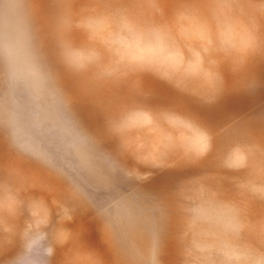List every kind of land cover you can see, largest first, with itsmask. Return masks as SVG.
Wrapping results in <instances>:
<instances>
[{
  "label": "clouds",
  "instance_id": "1",
  "mask_svg": "<svg viewBox=\"0 0 264 264\" xmlns=\"http://www.w3.org/2000/svg\"><path fill=\"white\" fill-rule=\"evenodd\" d=\"M55 0L51 34L64 70L77 82L82 95L109 94L105 129L118 142L119 154L131 165H120L130 181L151 175L141 169H160L183 160L196 162L212 150L214 134L197 119L173 109H153L140 101H115L121 90L147 98L145 75L177 91L213 104L227 90V75L244 87L255 86V65L264 60V0ZM17 12L27 13L17 6ZM83 39L76 43L72 34ZM24 92L37 104H50L54 119L29 124L21 116L17 95ZM46 125H50L46 127ZM0 128L21 154L68 181L70 199L89 201L84 189L71 179L63 158L40 146L29 145L46 132L57 133L64 156L84 164L93 158L94 138L69 115V102L48 66L34 31L19 17L0 19ZM221 167L242 171L234 178L235 195L228 197L218 178L203 175L177 185L172 197L180 214L181 264H264V138L252 133L234 143L221 157ZM40 183L21 169L0 178V250L19 234L23 252L9 264H51L54 248L44 247L42 227L49 222L43 198H25ZM27 207L31 221L18 233L14 222ZM61 223L71 220L62 207ZM101 232L114 264H158L155 254L135 243L133 212L122 201L98 212ZM71 233L60 227L54 243L63 246ZM65 264H105L94 249L80 247Z\"/></svg>",
  "mask_w": 264,
  "mask_h": 264
},
{
  "label": "rangeland",
  "instance_id": "2",
  "mask_svg": "<svg viewBox=\"0 0 264 264\" xmlns=\"http://www.w3.org/2000/svg\"><path fill=\"white\" fill-rule=\"evenodd\" d=\"M17 6L25 7L27 13L18 14ZM174 6L175 0H169L168 10ZM55 11V0H0V19L9 14L19 17L22 22L26 21L32 28L48 66L67 96L69 115L95 141L93 158L82 165L73 157L64 156L54 130L38 136L29 147L38 152L43 145L55 152L58 158L62 157L66 171L88 194L90 202L70 199L67 194L68 181L51 174L38 160L21 154L12 146L9 133L3 128H0V178L15 169L39 178L38 186L28 191L25 198H43L49 209V222L41 232L45 234L44 247L54 248L53 254L48 257L51 264H65L67 257L82 246L96 250L105 264H114L101 232L98 212L117 201L126 203L133 212L132 229L140 251L154 253L158 264H181L180 214L172 193L182 181L207 174L218 178L226 196L235 195L231 181L244 178L246 173L227 170L221 167L220 161L231 146L241 141L247 133L264 138V60L253 68L255 86L244 87L227 75L228 88L213 104H205L149 75L142 78V88L148 93L146 99L130 96L121 90L116 103L140 101L156 110L173 109L194 117L214 134L212 150L204 159L196 162L178 160L165 168L141 169L151 173L149 178L143 182L130 181L119 167H112L106 160V157H110L120 165L132 163L120 156L118 142L106 132L105 108L110 106L109 94L99 98L82 95L76 80L58 60L51 34ZM72 38L76 43L83 39L79 32H74ZM16 99L20 114L27 123L34 125L54 119L50 104H37L24 92H20ZM62 207H66L71 215V220L63 223ZM253 213L264 214V205H254ZM31 219L25 207L14 222L17 232H22ZM60 227L71 233L63 246L55 245L53 240L54 233ZM22 252L23 241L18 234L11 244L0 250V264H9Z\"/></svg>",
  "mask_w": 264,
  "mask_h": 264
}]
</instances>
